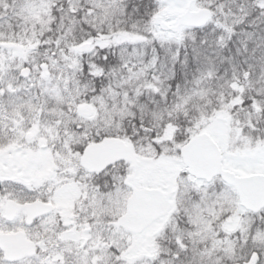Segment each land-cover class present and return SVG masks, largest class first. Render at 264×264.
<instances>
[{
  "label": "snow or ice",
  "instance_id": "1",
  "mask_svg": "<svg viewBox=\"0 0 264 264\" xmlns=\"http://www.w3.org/2000/svg\"><path fill=\"white\" fill-rule=\"evenodd\" d=\"M0 264H264V0H0Z\"/></svg>",
  "mask_w": 264,
  "mask_h": 264
}]
</instances>
